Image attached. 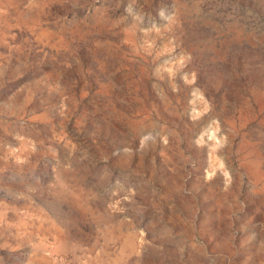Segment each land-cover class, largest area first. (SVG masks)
I'll return each mask as SVG.
<instances>
[{
    "label": "rangeland",
    "instance_id": "374dc122",
    "mask_svg": "<svg viewBox=\"0 0 264 264\" xmlns=\"http://www.w3.org/2000/svg\"><path fill=\"white\" fill-rule=\"evenodd\" d=\"M0 264H264V0H0Z\"/></svg>",
    "mask_w": 264,
    "mask_h": 264
}]
</instances>
